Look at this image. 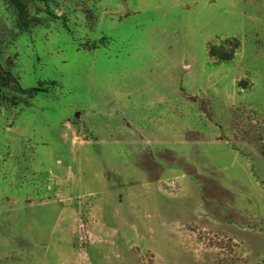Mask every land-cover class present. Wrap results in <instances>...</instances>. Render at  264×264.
<instances>
[{
  "label": "rangeland",
  "instance_id": "obj_1",
  "mask_svg": "<svg viewBox=\"0 0 264 264\" xmlns=\"http://www.w3.org/2000/svg\"><path fill=\"white\" fill-rule=\"evenodd\" d=\"M24 2L0 264H264V0Z\"/></svg>",
  "mask_w": 264,
  "mask_h": 264
},
{
  "label": "trees",
  "instance_id": "obj_2",
  "mask_svg": "<svg viewBox=\"0 0 264 264\" xmlns=\"http://www.w3.org/2000/svg\"><path fill=\"white\" fill-rule=\"evenodd\" d=\"M8 4L12 6L16 15V24L20 28L21 31H28L32 26H36L39 23V17H31L28 12V8L24 0H4ZM212 55H218L219 58L223 61H229L233 57V53L231 55L225 53V50L211 52ZM4 55L0 50V90L8 91L10 88H15L18 92H24L25 89L22 88L18 79H16L11 71V69H7L6 65H3ZM5 66V67H2ZM4 71H3V70ZM36 93L37 91H31Z\"/></svg>",
  "mask_w": 264,
  "mask_h": 264
}]
</instances>
